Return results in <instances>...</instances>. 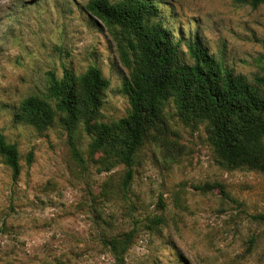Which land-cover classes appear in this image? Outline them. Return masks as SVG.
Returning <instances> with one entry per match:
<instances>
[{
	"label": "rangeland",
	"instance_id": "1",
	"mask_svg": "<svg viewBox=\"0 0 264 264\" xmlns=\"http://www.w3.org/2000/svg\"><path fill=\"white\" fill-rule=\"evenodd\" d=\"M87 1L0 0V131L21 155L18 177L0 158V264H116L98 240L106 227L99 213L114 230L140 221L125 264H264V220L256 218L264 214V172L218 164L206 126L182 122L173 103L168 122L175 158L142 149L131 212L121 200L104 202L103 186L120 185L123 166L100 171L81 126L70 131L58 118L39 132L15 121L20 102L46 92L52 74L61 78L65 68L80 74L90 66L111 82L101 120L127 115L130 104L121 88L128 70L110 30L86 10ZM161 2V18L176 38L197 35L236 73L251 80L262 74L264 4ZM214 182L223 183L228 195L219 186L205 187ZM160 214L165 225L153 232L145 218Z\"/></svg>",
	"mask_w": 264,
	"mask_h": 264
},
{
	"label": "trees",
	"instance_id": "2",
	"mask_svg": "<svg viewBox=\"0 0 264 264\" xmlns=\"http://www.w3.org/2000/svg\"><path fill=\"white\" fill-rule=\"evenodd\" d=\"M241 1L256 8L264 4V0ZM161 4V0H88L85 5L110 30L128 70L121 88L130 104L127 115L110 122L101 120L111 82L97 66L80 74L65 68L61 78L52 74L46 92L26 96L14 112L16 122L39 132L53 126L58 118L70 131L81 126L91 137L89 153L100 171L123 166L120 185L108 181L103 186L104 202L121 200L130 212L136 207L131 188L142 149L150 146L167 158H175L176 143L169 137L171 103L185 124L206 126L216 161L222 167L264 172V71L251 80L228 67L197 35L176 38L161 18ZM72 151L80 158L75 145ZM0 156L18 177L19 147L2 131ZM215 186L228 195L223 183L205 185L210 189ZM160 205L165 208L163 200ZM97 216L106 224L99 230L98 240L116 264H125L138 237L140 221L131 229L114 230L111 220L100 213ZM256 218L264 220V214ZM145 220L153 232L166 222L162 214L147 215Z\"/></svg>",
	"mask_w": 264,
	"mask_h": 264
}]
</instances>
